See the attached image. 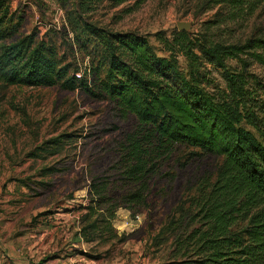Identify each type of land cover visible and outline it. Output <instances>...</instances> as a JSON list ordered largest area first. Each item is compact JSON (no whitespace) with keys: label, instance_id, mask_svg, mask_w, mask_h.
Segmentation results:
<instances>
[{"label":"trees","instance_id":"16d2710c","mask_svg":"<svg viewBox=\"0 0 264 264\" xmlns=\"http://www.w3.org/2000/svg\"><path fill=\"white\" fill-rule=\"evenodd\" d=\"M76 1L80 11L91 7V0ZM109 1L121 5L129 0ZM263 3L206 0L207 9L224 11L221 18L205 22L204 30L194 35L178 29L170 37L157 32L163 55L146 36L113 32L78 15L69 23L73 42L91 63L80 75L51 42L31 34L7 43L22 18L0 0V83L80 90L108 100L120 117L134 119L116 142L117 158L110 167L128 184L120 199L125 209L146 204L152 177L176 147L192 149L191 157L218 159L213 177L193 187L186 207L176 211L167 231L171 258L160 264H264V79L252 70L255 65L264 68V35L232 43L213 34L215 27L241 26ZM104 185L97 188L91 181L95 208L109 201ZM98 222L88 227L97 230Z\"/></svg>","mask_w":264,"mask_h":264},{"label":"rangeland","instance_id":"374dc122","mask_svg":"<svg viewBox=\"0 0 264 264\" xmlns=\"http://www.w3.org/2000/svg\"><path fill=\"white\" fill-rule=\"evenodd\" d=\"M4 1L22 18L7 43L31 34L35 40L51 42L80 75L91 63L73 42L69 23L78 15L113 32L146 36L163 55L154 34L170 37L177 23H187L194 35L224 13L220 7L207 9L206 0H146L139 5L136 0L121 5L91 0L87 11H80L76 0ZM213 31L216 39L232 43L264 35V3L241 26L222 25ZM180 65L185 67L182 59ZM252 70L264 79V68L255 65ZM212 76L223 85L218 71ZM134 124L131 116L120 117L108 100L93 99L80 90L0 83V213L20 221L24 217L33 233L38 231L37 240L43 234L41 242L56 255L47 259L50 264H160L171 258L170 223L178 208L186 207L191 189L213 177L218 159L191 157L192 149L176 147L152 177L146 204L130 212L120 201L128 184L110 167L117 158L116 142ZM91 181L97 188L105 184L109 201L101 208L92 202ZM104 219L110 223L103 224ZM97 220V230L88 227ZM82 227L87 228L80 235Z\"/></svg>","mask_w":264,"mask_h":264},{"label":"crops","instance_id":"0c3cea01","mask_svg":"<svg viewBox=\"0 0 264 264\" xmlns=\"http://www.w3.org/2000/svg\"><path fill=\"white\" fill-rule=\"evenodd\" d=\"M22 221L0 213V264H40L55 257L49 244L41 242L43 234L37 240L38 231L33 233L24 217Z\"/></svg>","mask_w":264,"mask_h":264},{"label":"water","instance_id":"95a60500","mask_svg":"<svg viewBox=\"0 0 264 264\" xmlns=\"http://www.w3.org/2000/svg\"><path fill=\"white\" fill-rule=\"evenodd\" d=\"M176 27H177L178 30H185V31H187L190 26L187 23H177L176 24Z\"/></svg>","mask_w":264,"mask_h":264},{"label":"built area","instance_id":"2783aa9c","mask_svg":"<svg viewBox=\"0 0 264 264\" xmlns=\"http://www.w3.org/2000/svg\"><path fill=\"white\" fill-rule=\"evenodd\" d=\"M136 218L138 219V216H136ZM40 264H50V263L47 261H44V262H41Z\"/></svg>","mask_w":264,"mask_h":264}]
</instances>
